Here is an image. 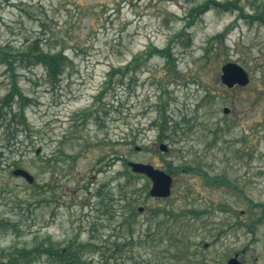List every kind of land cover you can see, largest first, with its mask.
I'll return each instance as SVG.
<instances>
[{
	"label": "rangeland",
	"instance_id": "rangeland-1",
	"mask_svg": "<svg viewBox=\"0 0 264 264\" xmlns=\"http://www.w3.org/2000/svg\"><path fill=\"white\" fill-rule=\"evenodd\" d=\"M204 1L0 0V47L21 50L38 42L68 57L57 82L42 67L17 69L30 102L26 125L9 124V113L0 127V220L10 221L0 225V264H10L11 252L24 247L71 243L94 245L84 250L86 264H223L231 250L246 245L254 263L264 264V23L255 18L264 0H241L247 17L208 11L187 29V44L177 34ZM225 32L206 55L209 40ZM174 38L177 72L154 56L139 71L116 75L104 99H96L113 68ZM230 62L249 73L248 86L222 84V67ZM13 83L0 64V106ZM19 100L12 103L16 113ZM105 107L110 113L101 127L95 112L103 116ZM164 116L181 130L161 141L151 124ZM126 161L180 169L169 198L150 196L151 180L136 178L137 210L144 211L133 236L120 227L123 203L115 205V218L100 216L95 196L107 182L117 194ZM16 168L35 182L16 177ZM154 211L166 216L155 218ZM165 217L168 229L159 239L154 232ZM116 242L125 245L116 250ZM35 264L54 263L44 255Z\"/></svg>",
	"mask_w": 264,
	"mask_h": 264
},
{
	"label": "trees",
	"instance_id": "trees-1",
	"mask_svg": "<svg viewBox=\"0 0 264 264\" xmlns=\"http://www.w3.org/2000/svg\"><path fill=\"white\" fill-rule=\"evenodd\" d=\"M240 1L241 0H228L227 2L223 3L218 0H206L203 3L197 5L196 7H193L188 14L186 27L180 33L177 34V38L186 37L187 44H190L192 42V38L187 29L194 26L198 19L202 18L208 11L212 9L222 12L241 11L240 15L243 17H247L248 15L243 12V7L240 6ZM253 2L255 4V0ZM255 18L264 23V9L258 12ZM225 35L226 32L223 34H219L213 39L209 40L208 45L210 46V48L206 49V55H209L211 53L215 43H220V39L221 44L223 43ZM175 38L167 45V47L163 49L157 48L153 45L150 46L146 52V56L144 54L137 55L134 60L125 68H113L109 74L110 81L107 83L105 90L101 91L97 95L96 99L98 101H102L104 99V97L108 93L107 91L111 87L113 79L116 78V75L124 76L129 72L139 71L154 56L165 57L169 69L171 68L175 72H177V60L173 51V45L176 40ZM0 64L4 66L7 71L10 72L14 80L13 88L2 99L1 102L2 105L0 106V127H4L7 124V114L9 113L12 114V119L9 124L16 123L17 119H19V123L22 122L24 125H26L27 120L24 113V107L27 102H30V99L24 98L23 94L21 93V90L18 87L16 81L17 69L42 67L47 73L48 78L52 82H57L58 80H60L61 76L64 74L68 66V57L64 54L63 51L59 53L45 51L38 42H32L21 50H15L11 47H0ZM16 96L20 97V111L18 113L14 112V110L12 109V103L15 102ZM109 107L114 106L112 105ZM161 107L165 109L164 105H162ZM4 108H9L10 111L5 114L3 112ZM102 112H104L103 116L95 112L96 123H99L101 127L104 126L105 119L110 113V109H107L105 107L104 109H102ZM92 113H90L89 115H91ZM151 126L156 127L159 130L161 141L165 140L163 138H171L166 135V132L170 131L175 135L179 132V130H181V126L178 122H172V119H169L165 116L161 122H159L158 120L152 122ZM7 131H9V128H7ZM125 166V169L122 172L118 173V176H122L124 179L123 182H119L117 185V194L112 192V189L111 187H109L108 182L100 185L95 193V196L99 199V201H97L96 206L98 208L100 216H109L110 218H115L117 213L115 205H118L119 202H122L123 204L119 206V209L123 211V220L120 223V227H127L130 232V236H133V225L138 215L137 198L139 197L136 193L137 190L135 188L136 178H144L145 176L133 173L131 168L129 167V161H126ZM178 171L180 172V169L176 170L172 167H169L168 169V173L172 175H175L176 173H178ZM192 171L199 172V170L194 168H192ZM208 180L211 179L208 178ZM212 180L214 182L217 180V178H213ZM260 206L264 207V204ZM161 213L164 215L166 214L161 211H154L153 216L155 218H160ZM193 213L195 215L200 214L197 211H194ZM168 216L169 214H167V217ZM164 219L158 224L154 232L155 235L159 236V239H161L162 237L161 234L168 229V225L166 226V223L168 222L167 218L165 217ZM9 223V220H0V225L2 227ZM238 225H241V223L238 222ZM156 239L157 237L155 238V236L152 235V241H155ZM131 244H134V242H131ZM124 245H121L119 242H116L114 246L116 250H121ZM91 246L94 245L87 243L77 248L73 245V243H71L68 247H61L59 244H39L32 249L24 247L21 250L11 252L12 260H10V264H35V262L44 255L48 256L54 264H86V259H84V250Z\"/></svg>",
	"mask_w": 264,
	"mask_h": 264
},
{
	"label": "water",
	"instance_id": "water-1",
	"mask_svg": "<svg viewBox=\"0 0 264 264\" xmlns=\"http://www.w3.org/2000/svg\"><path fill=\"white\" fill-rule=\"evenodd\" d=\"M221 81L228 89H233L236 86L246 87L250 83V76L244 67L237 63L230 62L222 67ZM229 113L230 109L226 107L224 109V114ZM160 149L163 152L168 151L166 144H162ZM39 152L38 150V153ZM129 166L134 173L145 175L152 181V188L150 190V195L152 197L167 198L171 195L173 178L170 174L147 163L130 162ZM13 174L17 177H23L30 184L35 182V177L25 169L17 168L13 171ZM143 210L142 207L139 208V212Z\"/></svg>",
	"mask_w": 264,
	"mask_h": 264
},
{
	"label": "flooded vegetation",
	"instance_id": "flooded-vegetation-1",
	"mask_svg": "<svg viewBox=\"0 0 264 264\" xmlns=\"http://www.w3.org/2000/svg\"><path fill=\"white\" fill-rule=\"evenodd\" d=\"M247 226H248V223H247ZM223 234L227 235V233H223ZM249 234H252V233H249ZM234 236H236V234ZM220 238L221 237H216L217 240H219ZM205 246L209 247V244H206ZM249 246L250 245H246L240 250H238L237 248L231 250L228 256L226 257V259L224 260L223 264H255L254 260H252L250 257L251 248ZM256 260H258V258ZM203 264H206V263H203Z\"/></svg>",
	"mask_w": 264,
	"mask_h": 264
}]
</instances>
